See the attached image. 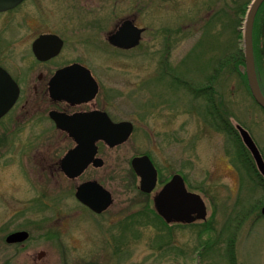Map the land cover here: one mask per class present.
<instances>
[{"label":"rangeland","instance_id":"1","mask_svg":"<svg viewBox=\"0 0 264 264\" xmlns=\"http://www.w3.org/2000/svg\"><path fill=\"white\" fill-rule=\"evenodd\" d=\"M251 1L164 0L152 5L145 0V22L153 32L139 51L112 55L132 63L100 69L105 84L122 94L118 108L135 122L127 142L105 150L108 174L95 173L115 197L105 213L96 214L77 199L76 186L83 179L60 180L52 186L53 195L45 196L46 206L35 208L41 189L52 182L22 173L14 159L20 146L9 139L0 143V264H233L228 243L232 237L235 264H264V215L258 206L264 196L259 177H249L250 163L240 160L246 147L233 143L241 154L231 158L227 135L201 114L205 97L195 99L192 90L160 78L156 71L169 50L166 29L175 37L166 58L172 65L187 56L206 27L217 30L230 51L243 49L246 14L237 7ZM206 43H216L215 35L208 33ZM201 60L191 57L190 67L179 72L200 81ZM250 88L244 77L222 85L224 118L244 124L263 144L264 107ZM140 98L145 105L163 98L174 105L161 104L159 111L154 106L140 109ZM143 153L157 161L160 177L175 172L187 176L189 188L207 202L206 223L165 226L153 211L146 212L147 203L153 208L152 198L143 195L131 164L134 155ZM20 228L28 229L30 238L24 244H8L5 237Z\"/></svg>","mask_w":264,"mask_h":264},{"label":"flooded vegetation","instance_id":"2","mask_svg":"<svg viewBox=\"0 0 264 264\" xmlns=\"http://www.w3.org/2000/svg\"><path fill=\"white\" fill-rule=\"evenodd\" d=\"M146 1L154 5L164 0ZM144 2L145 0H22L15 6L0 10V107H8L0 116V143L4 144L9 139L11 143L20 146L21 150L14 159L21 164L22 173L40 181L52 182L41 189V197L36 198V204H33L35 208L46 206V197L53 195L52 186L58 185L60 180L83 179L77 184L75 194L79 186L88 181H98L109 189L102 182L101 176L95 173L102 171L105 175L108 174L106 167H109V160L104 154L105 150L122 145L131 136L125 142L112 146L103 138L95 140L92 132L96 127L105 129L109 118L115 123L131 122L132 135L135 122L126 118L124 109L118 108L120 103L117 99L122 94L105 84L100 69L126 67L132 63L112 59V55L139 51L148 32H153L152 26L145 22ZM252 2L253 0L249 6ZM219 16L220 13L216 16V22ZM166 32L167 39H170V43L166 44L170 54L171 42L175 37L171 36L170 29H166ZM208 33L215 35L216 43L207 45ZM253 39L257 75L264 92V1L255 17ZM168 54L165 59L159 60L156 71H160V78L167 77L183 86L187 92L191 90V82L195 78L188 72L183 75L179 70L181 67H190L191 57H201L203 70L198 77L201 79L195 81L205 83L206 87L200 94L206 99L200 106L201 114L212 122L215 129L227 135L226 149L230 153L232 149L231 158L241 152L233 148V143H243L241 145L250 153L247 154L242 147L243 154L248 156L251 165L248 167L252 171L249 177L253 178L252 174L259 177L264 196V175L258 168L253 152L244 142L239 124L250 130L244 124L235 125L230 119L229 123L224 118L222 85L235 78L247 77L248 80L245 52V62L239 63L236 51H230V46L224 47L221 34L206 27L200 40L178 65H172V61L166 59ZM80 68L90 71L97 83V91L91 76L84 75ZM140 99L142 102L136 103L140 109L154 106L159 111L161 104L171 107L174 105L164 98L151 100L147 105L143 104V98ZM133 103L135 104L134 100ZM250 134L264 158V142L262 144L257 141L251 131ZM143 155H148L158 170L154 190L150 193L141 190L148 199L152 198L153 209L157 213L155 197L176 174H180L187 189L193 191L188 186L187 176L181 172H175L170 177H160L161 168L148 153L134 155L131 160L134 173L140 179L139 188L141 177L133 166V159ZM113 198L115 202L114 194ZM258 206L262 211L264 197ZM107 210L101 213L91 211L102 214ZM190 223L193 222L175 220L168 224ZM20 230L29 231L20 228L12 232ZM29 233L31 236L30 231ZM29 238L23 242L7 243L24 244Z\"/></svg>","mask_w":264,"mask_h":264},{"label":"water","instance_id":"3","mask_svg":"<svg viewBox=\"0 0 264 264\" xmlns=\"http://www.w3.org/2000/svg\"><path fill=\"white\" fill-rule=\"evenodd\" d=\"M22 0H0V10L8 9L17 5ZM264 0H253L247 11L244 29V52L246 57V68L248 73V80L252 93L259 104L264 107V92L259 83L255 55H254V39L253 29L254 21L259 6ZM135 44V43H133ZM84 75L91 76L93 83H95V90L98 86L93 76L88 69L80 68ZM8 109V107H0V116ZM108 125L105 129L96 127L94 139H105L112 146L125 142L133 131V124L131 122L115 123L108 118ZM239 129L243 136L244 142L253 152L259 170L264 175V158L250 132L239 124ZM97 146H95V152ZM72 155V153H71ZM133 166L136 172L141 177V190L144 192H152L157 184L158 170L153 161L148 155L137 156L133 159ZM77 197L81 202L90 207L97 213L104 212L114 202L111 190L104 187L98 181H88L79 186ZM155 205L159 214L169 223L172 221L194 222L198 219H206L208 215L207 204L202 195L195 191H189L186 187L184 178L180 174H176L173 179L168 182L160 193L155 197ZM264 213V207L262 209ZM30 233L27 230H20L10 233L7 236V242L17 243L23 242L29 238ZM44 251L39 253L41 258Z\"/></svg>","mask_w":264,"mask_h":264},{"label":"trees","instance_id":"4","mask_svg":"<svg viewBox=\"0 0 264 264\" xmlns=\"http://www.w3.org/2000/svg\"><path fill=\"white\" fill-rule=\"evenodd\" d=\"M249 4V2L248 3H246V4H244V5H240V6H238L237 7V10H238V12L241 14V15H245L246 14V12H247V5ZM244 50L243 49H239V50H237L236 51V57L238 58V62L239 63H244L245 61H244V56H243V52ZM241 71V70H240ZM242 72V71H241ZM247 77H245V79H246ZM247 80V79H246ZM247 83H248V85H249V87H250V84H249V81L247 80ZM191 90H192V93L195 95V99L197 98V97H199L200 96V94L201 93H203L205 90H206V87H205V83H203V82H195V81H192L191 82ZM242 157H243V161L245 160V163H246V161L247 162H249V160H248V156L246 155V154H243L242 153ZM242 161V160H241ZM247 164V163H246ZM248 167H251V165H247ZM144 194V193H143ZM148 205H146V209H147V213H149L148 211H153L155 214H154V217L156 216L157 218H158V221H160L161 222V224L162 225H165L166 226V224H168L153 208H151V206H150V204L149 203H147ZM260 207V206H259ZM153 218V217H152ZM204 223H206L205 221H204ZM126 226V225H125ZM234 237H232L230 240H229V242L228 243H230L229 244V252H230V254H231V261L233 262V264H235L236 263V260H235V255H234Z\"/></svg>","mask_w":264,"mask_h":264}]
</instances>
